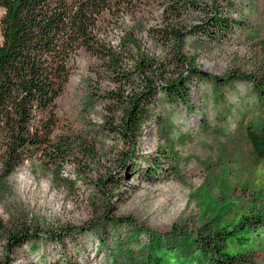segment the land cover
<instances>
[{
  "label": "rangeland",
  "instance_id": "1",
  "mask_svg": "<svg viewBox=\"0 0 264 264\" xmlns=\"http://www.w3.org/2000/svg\"><path fill=\"white\" fill-rule=\"evenodd\" d=\"M167 1L110 18L108 39L116 44L135 26L141 46L165 58L153 28L163 24ZM196 1L202 7L185 11L181 23L214 10L234 23L228 32L206 23L186 36L185 53L214 74L264 73V0ZM70 62L55 110L56 146L8 174L0 148V264H135L151 254L154 264H211L195 237L207 228L233 229L227 249L255 247V264H264V227L239 226L264 212V159L247 135L248 125L264 121V100L252 81L236 76L215 87L212 78L195 79L191 109L159 93L134 142L119 133L124 103L111 96L118 84L102 60L82 48ZM16 231L38 233L15 245Z\"/></svg>",
  "mask_w": 264,
  "mask_h": 264
},
{
  "label": "trees",
  "instance_id": "2",
  "mask_svg": "<svg viewBox=\"0 0 264 264\" xmlns=\"http://www.w3.org/2000/svg\"><path fill=\"white\" fill-rule=\"evenodd\" d=\"M144 2L147 0H0L4 8L0 19V148L5 173L39 151L45 153L56 146L53 132L57 100L73 72L70 61L82 48L99 57L102 67L118 84L111 96L124 103L117 125L125 140L136 142L161 92L168 101H183L191 109L195 79L212 78L218 87L239 76L252 81L258 102L264 100V73L214 74L197 64L195 56L185 53L186 36L202 33L206 23L213 25V32L216 28L228 32L234 23L232 17L219 10L208 18L181 23L179 18L185 11L202 7L196 0H168L164 5L163 24L153 28L167 46L163 59L141 46L135 26L126 30L116 44L111 42L103 23L111 25L110 18L134 13ZM130 59L134 64H129ZM135 78L139 80L137 87L132 84ZM247 135L256 157L264 159V121L248 125ZM153 167L158 170L156 163ZM247 224L264 227V212L246 215L239 226ZM205 231L195 237L204 241L211 264L256 263L255 247L235 252L227 249L226 238L233 229L224 235L212 228ZM37 233L16 231L10 239L19 245ZM152 257L157 258L151 254L137 263L154 264Z\"/></svg>",
  "mask_w": 264,
  "mask_h": 264
}]
</instances>
